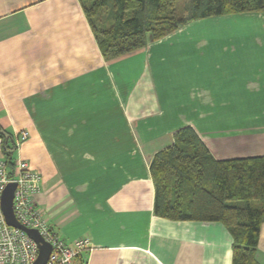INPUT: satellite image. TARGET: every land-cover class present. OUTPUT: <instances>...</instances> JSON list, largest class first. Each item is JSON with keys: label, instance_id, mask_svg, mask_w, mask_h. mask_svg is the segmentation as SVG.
I'll use <instances>...</instances> for the list:
<instances>
[{"label": "crops", "instance_id": "crops-1", "mask_svg": "<svg viewBox=\"0 0 264 264\" xmlns=\"http://www.w3.org/2000/svg\"><path fill=\"white\" fill-rule=\"evenodd\" d=\"M0 127L41 175L51 229L90 241L73 264H233L222 224L155 214L150 165L185 127L217 160L264 156V16L195 20L107 61L80 0H0Z\"/></svg>", "mask_w": 264, "mask_h": 264}, {"label": "trees", "instance_id": "trees-1", "mask_svg": "<svg viewBox=\"0 0 264 264\" xmlns=\"http://www.w3.org/2000/svg\"><path fill=\"white\" fill-rule=\"evenodd\" d=\"M105 60L146 47L199 19L264 14V0H80ZM88 3V5H87ZM109 15L105 16V11ZM182 11V12H180ZM100 21V24H99ZM5 160L14 165V138L0 127ZM157 216L220 223L233 237V264L255 258L264 222V156L217 160L192 127L150 165Z\"/></svg>", "mask_w": 264, "mask_h": 264}, {"label": "built area", "instance_id": "built-area-1", "mask_svg": "<svg viewBox=\"0 0 264 264\" xmlns=\"http://www.w3.org/2000/svg\"><path fill=\"white\" fill-rule=\"evenodd\" d=\"M28 131L16 136V143L27 139ZM4 140L0 137V153L3 155ZM41 175L28 161L19 159L10 165L5 158L0 159V264H34L39 257V245L22 229L8 225L1 198L10 184H15L13 213L24 227L35 229L43 240L51 246L46 264H73L85 251L92 249L88 239L82 238L67 243L49 226L44 212L39 207L36 196L41 192Z\"/></svg>", "mask_w": 264, "mask_h": 264}, {"label": "water", "instance_id": "water-1", "mask_svg": "<svg viewBox=\"0 0 264 264\" xmlns=\"http://www.w3.org/2000/svg\"><path fill=\"white\" fill-rule=\"evenodd\" d=\"M15 187H16L15 184L8 185L1 198L2 209L6 221L8 225L20 228L23 231H25L39 245V249H40L39 257L34 264H46L51 252V246L43 240V238L40 236L37 230L29 229L22 226L17 221L13 213L12 205H13V196H14Z\"/></svg>", "mask_w": 264, "mask_h": 264}, {"label": "rangeland", "instance_id": "rangeland-1", "mask_svg": "<svg viewBox=\"0 0 264 264\" xmlns=\"http://www.w3.org/2000/svg\"><path fill=\"white\" fill-rule=\"evenodd\" d=\"M182 3H183V0H180V3L178 4V10L181 8V6H182ZM87 5H88V3H87ZM180 12H182V11H180ZM105 15H104V17L105 16H108L109 15V10H106L105 12ZM264 16V14H262V13H258V16ZM251 17H257L256 15L255 16H251ZM212 18V17H211ZM99 24H100V21H99ZM101 25V24H100ZM184 27V26H183ZM182 28V27H181ZM179 30V29H178ZM177 31V30H176ZM175 31V32H176ZM174 33V32H173ZM172 34V33H171ZM170 35V34H169ZM167 37V36H166ZM165 38V37H164ZM163 39V38H162ZM159 40H161V39H159ZM156 41H158V40H155V41H153V40H149V43H151V42H156ZM145 48V47H144ZM174 143V142H173Z\"/></svg>", "mask_w": 264, "mask_h": 264}]
</instances>
